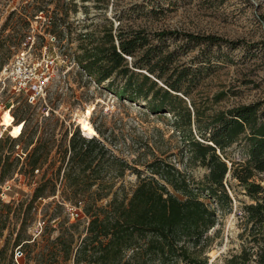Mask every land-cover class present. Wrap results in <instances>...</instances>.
I'll return each instance as SVG.
<instances>
[{"label":"trees","instance_id":"1","mask_svg":"<svg viewBox=\"0 0 264 264\" xmlns=\"http://www.w3.org/2000/svg\"><path fill=\"white\" fill-rule=\"evenodd\" d=\"M75 7L72 0H66L63 16H58L55 10L46 14L50 28L45 31L54 39L57 37V41L61 39L56 35L61 34L59 27L66 23L69 11H74ZM43 11L44 8L37 10ZM15 14L18 15L10 12L0 25L1 33L8 27L15 31L3 36L1 45L25 42L26 34L18 33L20 28L16 27L24 25L26 28L29 22L18 15L12 23ZM82 35L87 36V33ZM169 35L182 36L192 46L237 47L240 43L213 34L176 31L159 32L150 37L142 29L114 31L109 26L102 35L82 40L85 43L77 47L76 62L87 81L104 85L130 102L147 100V108L152 113L173 112V125L189 154L187 162L204 167L207 172L196 180L186 170L155 154L150 160H142L137 154L129 161L114 151V131L95 122L98 136L82 130L91 136L86 137L75 128L69 138L65 131L58 140L55 125L39 136L37 122L26 132L24 126L31 104L23 99L24 104L12 114L13 124L22 122V127H13L9 132L12 136L0 135V186L11 178L19 164V170L33 175L48 162L53 163L52 152L57 155L54 161L58 160L59 164L55 167V178L43 173L27 200L13 205L0 198V239L11 217L19 223L2 241L0 255H6V263L0 258V264H15L17 251L24 255V264H29L30 260L34 264H207L203 250L208 241L207 233L216 223V215L201 195L204 193L222 207L223 203L230 204L228 177L238 182L250 200L244 202L241 209L251 245L242 248L226 264H264V185L256 180L264 174V114L259 110L260 104H243L220 111L205 124L200 123L195 112L194 133L190 110H176L173 103L181 100L179 92L188 96L185 85H193L197 80L187 66L169 68L176 54L175 50L166 52L163 46ZM154 38L158 43L152 41ZM9 57L0 55V70ZM157 80L163 85H158ZM242 135L247 158L230 160L228 165L224 159L226 150ZM23 137L26 140L19 143ZM128 170L136 176V183L129 192L122 184L117 185ZM58 184L63 200L82 205V218L87 222L83 236L78 232L81 218L71 220L74 222L67 218L58 223L59 233L54 238L46 231L39 238H33L27 232L32 209L39 198L55 195ZM103 199H107L106 202L99 204ZM63 206V201L56 204L57 208ZM54 216L49 218L53 220Z\"/></svg>","mask_w":264,"mask_h":264},{"label":"rangeland","instance_id":"2","mask_svg":"<svg viewBox=\"0 0 264 264\" xmlns=\"http://www.w3.org/2000/svg\"><path fill=\"white\" fill-rule=\"evenodd\" d=\"M75 10L69 11L66 23H62L60 41L50 36L48 16L53 10L58 16H63L66 0H0V25L6 16L17 12L23 20L28 21L18 33L26 34L25 42L20 45H1L3 36L15 31L8 27L0 32V55H10L5 67L14 55L24 50L30 62L38 60L37 70H44V92L35 98L31 104L24 130L28 132L34 123L39 124L38 135L54 125L56 138L70 133L78 128L82 135L90 132L96 135L95 124L114 131L113 140L116 143L114 151L131 161L138 156L142 160H150L153 155L164 157L179 168L186 170L196 180L207 172L206 168L187 162L189 154L184 150L180 134L173 125V112L161 111L152 113L147 108V100L139 99L130 102L120 98L104 85L87 81L86 76L76 62L77 47L83 39L96 38L103 34L106 27L116 30L142 29L150 37L159 32H187L193 34H213L230 41H239L237 47L226 44L196 45L187 44L182 36L169 35L163 46L166 52L176 51L170 69H180L187 66L195 73L193 85H185L188 96L179 92L181 98L173 104L179 109L188 108L192 114L191 128L196 133L195 112L200 123L205 124L210 116L225 111L234 106L258 103L259 110L264 114V0H72ZM44 8L43 12H37ZM37 15L34 16V14ZM18 15L12 16V23ZM10 26V25H9ZM48 27V28H47ZM16 29V30H17ZM59 31V30H58ZM86 32L87 36L82 34ZM55 35V36H56ZM158 43V39L152 40ZM186 43V44H185ZM42 46L40 47V45ZM162 46V44H161ZM162 46V47H163ZM130 58H128L129 60ZM3 69V68H2ZM158 85H163L159 80ZM151 92L149 97H151ZM23 97L12 95L5 88L0 92V135L9 134L13 127L21 128L22 122L13 124V112L24 104ZM11 109L10 113L6 110ZM5 119H8L5 121ZM57 121V122H56ZM83 130V131H82ZM37 135V136H38ZM12 136V135H10ZM23 137L19 143L25 141ZM67 144V142H65ZM224 159L230 165V160L242 161L247 158L245 136L242 135L227 150ZM57 155L52 152L51 160L33 175L17 169L11 178L1 185L0 198L4 202L19 201L30 198L33 188L43 173L55 178V167L59 164ZM131 163V162H130ZM261 176L262 179H259ZM257 176V181L264 185V174ZM60 180V179H59ZM228 191L232 197L230 204L218 205L204 193L202 199L215 210L216 223L209 229L208 241L203 250L207 256V264H226L233 255L239 254L244 247L251 245L246 228V217L241 209L249 198L237 181L228 177ZM136 183V176L129 170L121 177L117 185L122 184L129 192ZM8 186H11L8 187ZM103 199L99 204H104ZM64 202L63 208H57L58 202ZM67 206L75 205L72 201L63 200L60 185L56 194L47 198H39L32 209V218L27 232L33 238H39L43 231L54 238L58 233V223L68 217ZM53 220L49 216H53ZM69 221V222H70ZM74 222V221H71ZM19 223L10 218L7 228L0 239V246L9 232L15 231ZM78 232L83 236L87 224L86 218H81ZM77 235V233H76ZM14 234L10 238L12 241ZM41 244V242H40ZM16 247L14 250H17ZM37 250V246L34 251ZM1 254L0 258L5 259ZM203 258V256H202ZM24 255L14 254L15 264H24ZM6 263V259H5ZM29 264H34L30 260ZM68 264H72L69 262Z\"/></svg>","mask_w":264,"mask_h":264},{"label":"built area","instance_id":"3","mask_svg":"<svg viewBox=\"0 0 264 264\" xmlns=\"http://www.w3.org/2000/svg\"><path fill=\"white\" fill-rule=\"evenodd\" d=\"M35 64L38 65L37 59L35 62H30L27 59L26 51H18L9 63L0 70V92L7 88L12 95L21 96L29 104L35 105L38 102H35V98L42 96L45 87L44 70L42 68L38 71L37 66L34 67ZM6 110L10 113L11 109L8 107ZM67 207L71 220L83 217L81 206Z\"/></svg>","mask_w":264,"mask_h":264},{"label":"water","instance_id":"4","mask_svg":"<svg viewBox=\"0 0 264 264\" xmlns=\"http://www.w3.org/2000/svg\"><path fill=\"white\" fill-rule=\"evenodd\" d=\"M95 136H98V135H95Z\"/></svg>","mask_w":264,"mask_h":264},{"label":"bare ground","instance_id":"5","mask_svg":"<svg viewBox=\"0 0 264 264\" xmlns=\"http://www.w3.org/2000/svg\"><path fill=\"white\" fill-rule=\"evenodd\" d=\"M10 134V133H9ZM11 135V134H10Z\"/></svg>","mask_w":264,"mask_h":264}]
</instances>
